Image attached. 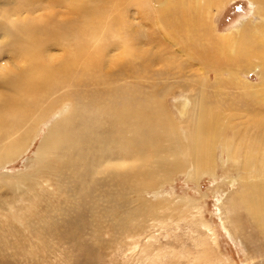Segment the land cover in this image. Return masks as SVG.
I'll return each mask as SVG.
<instances>
[{
	"label": "rangeland",
	"instance_id": "rangeland-1",
	"mask_svg": "<svg viewBox=\"0 0 264 264\" xmlns=\"http://www.w3.org/2000/svg\"><path fill=\"white\" fill-rule=\"evenodd\" d=\"M250 1L231 0L216 14L214 25L219 36L234 38L245 25L257 26L261 22L254 2ZM141 3L0 0V107L4 105L2 94L7 80L26 69L27 64L18 54L33 31L38 35L40 46L35 49L41 54V69L51 75L48 78L52 77L51 84L48 81L43 84L47 88L39 86L41 82L36 83L41 91L36 95L40 107L29 109V121H17L16 132L10 137L1 126L2 150L9 148L11 152L13 144L27 136L26 132H30L31 139L24 153L0 170V264H264V228L254 223L240 202L241 194H246L247 189L242 177L248 173L229 157L223 143L235 140L237 131L250 136L256 132L254 112L259 108L256 101L237 100L242 90L235 82L240 77L250 85L263 84V69L246 62L251 71L237 76L217 60L203 59L195 49L167 32L158 21L155 6L148 11V4L140 6ZM117 25L124 29L116 33ZM94 26L101 27L95 31ZM127 42L140 58L124 73L120 69ZM202 45L206 50L204 55L212 56L210 43ZM197 46L201 47V43ZM38 48L45 50L44 53ZM96 50H102L103 71H111L119 80V88H127L129 94L141 100L134 111H142L150 123L160 118L163 133L157 127V130L154 127L142 130V143H134L129 153L122 155L115 147L107 150L105 143L90 141L95 122L87 114L83 128L73 130L75 134L84 132V138L79 141L83 147L72 137L70 160L68 157L63 160L64 154L59 153L52 168L43 172L35 167L36 154L56 121L76 109L77 98L72 96L90 105L95 101L97 105L100 93L105 90V86L92 87L91 79L84 78L83 73L79 75L85 79L83 85L80 82L82 86L74 80V84L71 80L64 83L69 73L81 69L85 60L78 63L77 57L83 51L89 55ZM230 56L235 58V53ZM37 66V63L29 65L33 75L37 74L33 71ZM50 66L66 67L69 73L62 75L66 79L57 78ZM59 80L62 86L54 82ZM24 89L23 86L21 92L25 97ZM79 93L85 95L80 97ZM256 94L264 99V85ZM151 95L156 106H164L165 116L159 110L155 114L146 110ZM52 103L55 112L35 129L36 120ZM202 103L214 105L220 113L219 127L225 126L223 139L216 146L215 175L205 164L192 159H180L177 164L172 160L177 143L180 149L189 146L193 118L199 116ZM184 105L186 113L182 111ZM260 110L264 115V107ZM126 129L133 130L130 126ZM113 134L119 136L117 132ZM129 135L119 136L124 138V144H130L133 139ZM119 137H112L110 144H116ZM185 152H190L189 147ZM121 163L124 170H138L140 178L128 183L115 179Z\"/></svg>",
	"mask_w": 264,
	"mask_h": 264
},
{
	"label": "bare ground",
	"instance_id": "bare-ground-1",
	"mask_svg": "<svg viewBox=\"0 0 264 264\" xmlns=\"http://www.w3.org/2000/svg\"><path fill=\"white\" fill-rule=\"evenodd\" d=\"M136 1L140 3L142 2L140 6L142 4L143 5L148 4L147 6L148 11H150L155 6V8H157L158 10L157 11L158 21L168 30L167 32L171 36L174 35L175 38L179 42L181 40L185 46L195 49L203 59L204 57H206L208 58V60H210L211 58L214 60H217L219 64H222L225 67H230L228 70L231 72V74H234L237 76L242 75V72L251 71V67L249 66V64L246 63V62H249L250 64H256L257 68L263 69V76H264V0H252L255 4L256 15L260 17V19L259 18L258 19L261 22L257 26L245 25L244 29L239 34V36L236 35L234 38L228 37V36L227 37L219 36L217 34V30H216L217 28L214 25L216 14L219 11H221V9H223L224 6L231 0H164V1L163 0H136ZM79 9L83 10V7H80ZM82 13H84V11ZM119 25L116 26L117 30H115V32L121 30L122 26H119ZM100 27H96L95 31L98 30ZM123 29L124 28H122V30ZM113 34H114V31H113ZM124 38H126V34L124 35ZM8 40L9 42L11 41L10 38ZM198 42L201 43V47L197 46ZM204 42L210 43L211 45L210 54L212 56L204 55L206 51L205 49H202L203 47L202 44ZM23 45H25L26 47L23 50L21 49L20 54H18L19 56L18 58L22 62L27 64V66L25 65L26 69L20 72L17 75V77L13 78L12 76L11 78L7 80V84L5 85L6 90L4 94H2L4 96V101H2L4 102L3 103L4 105L0 107V130H1V126L3 125L4 129L8 131L6 133L7 137L12 136L16 132L15 125L17 121L19 122V121L28 120L27 118H29L30 116L29 109H31V107H34V109L35 108L38 109L40 107L37 104V103H40V101L36 103V98H37L36 95L40 93L41 91L39 88L36 87V83L41 82L42 84H38V85L45 87V85L43 84H46V81H48V84L52 81V77L48 78L50 74L48 75L44 73L43 70L41 69V64H42L41 54H39L35 49L39 45L37 32L33 31L31 38L29 40H24ZM41 49H44V48H42L41 46ZM41 49L39 51L41 53H44L45 50H41ZM81 50L82 48L79 50V52ZM122 52H123L124 58H122L123 65L121 66L120 70L121 72H123V69H124V73H125L127 70H130L128 66L132 65L133 61L136 58L139 59L140 57H139L138 52L134 53V51L132 50V47L128 44V42L126 43V47ZM233 52L235 53V56H234L235 58L230 56V54ZM84 53H85L84 51H83V54L82 52L79 53V55L80 54L82 55L81 57L79 56L77 57L78 63L81 62L82 59L85 60V61L83 60L84 62H83V65L81 66V69L78 71L79 73L78 72L74 74L72 73L73 74L72 75L71 73L66 71V67H61L62 65L60 67L58 66L56 67L50 66V67H52V69L56 72L57 78L58 77L61 78L63 74L64 75L65 74L67 75V73L70 74V75H67L69 77L64 76V77H67V80L66 81L64 80L65 82L61 80L62 83L69 82L70 80L72 82L74 80L77 85L82 86L83 85L82 81L84 80L83 82H85L84 78H86L87 80L91 79L92 87L94 86V87L102 88L103 86H105L104 88L105 90H103L100 93L99 99L96 96V98L98 99L97 105H95L96 104L95 101H93L95 104L90 105L88 103L89 104L88 105L87 103L80 101L82 99L78 101V97H74L72 96V94L69 95L70 97L72 96L73 98H77V99H74L75 102L77 103V105L75 106L76 109H74L71 112V114H69L63 120L58 121V122L56 121V123L50 128L47 137L45 138L44 142L42 143V145L40 146L36 154L35 167L38 168L39 170H43V172H46L45 171L46 169L50 170L52 168L53 162L59 158V153L64 154V157H62L63 160L66 157H68V160H70L69 155L71 154L72 156V152L70 151L73 149L72 147L73 143H71V138L75 137V139L77 140V144H78L80 143L79 141L83 139L85 136L83 134L84 132L80 133L79 131L78 134H75L73 130L75 129L77 131L78 128H81V129L83 128L82 122L83 120L86 121L87 114L88 116H91L92 117L91 120L93 119V121L95 122V124L93 123L94 125L91 124L93 126L92 130L88 128L91 132L90 141L94 142V140L96 139L95 142L97 141L99 143L101 142L105 143L106 147L108 148L107 150H113V148L115 147L117 149L116 151L121 152L122 155L123 153H126V152L129 153V148L132 147L134 143L138 145L142 143L140 142V139L143 136V134H141L142 130L143 131L147 130V128L149 127L151 128L157 127L161 131L162 123L160 121V118L158 117L155 119L152 118L154 119V122L150 123V121L148 122L147 120H145L146 119L145 114H144L145 116H142L143 115L142 111L139 113L137 111L135 112L134 108L136 106H139V104L141 103V100L137 97H134L132 94H129V92L127 91V88H124V89H121V87L119 88L117 85L119 84L118 83L119 80H117V78H115V76L111 74V71L110 73L107 69L106 70L108 72L103 71L104 63L101 57L102 50H96L94 54H90L89 52V55L87 54V51L85 54ZM16 56L17 55L15 54V57ZM220 57L223 58V62ZM36 63L38 64V66L34 67L33 71H35L37 74L33 75L29 71V65L31 64V66H33ZM105 67L107 68V66ZM237 70L239 71V73L236 72ZM101 72H104V73H101ZM82 73L85 76L83 79L79 77V75ZM21 75H23L22 78H20ZM236 80H238L236 82L234 81L235 83H237L236 86L240 88V90H242L240 94V98H237V100L256 101V106L259 108L254 112L256 113L254 117V125H255L254 129H256V132H254L253 136H250L249 133L247 132L240 134V131H237L235 134V137H236L235 140L233 138L230 142L228 143L223 142V143L225 144L224 148H226V150L228 149V152L230 155L229 157L233 158V160L239 163L241 168L245 170V172L248 173L247 175L242 177V180L244 181L243 186L244 187L246 186L247 189H246V194L244 192L241 194V200H240L241 206H243L246 209L247 213L252 217L254 223H256L259 228H264V115L262 113L263 111L260 110L261 108L264 107V99L256 94L257 91L259 90L261 91L263 89L264 79L262 77L263 84H260V85H250L249 83L241 80L240 77H236ZM54 82L55 84H57V83H60V80L59 82L57 81H54ZM54 82L52 83L54 84ZM80 82L82 83V85L80 84ZM232 83L233 81L231 82V84ZM20 84L23 85L25 88L24 89L25 97L23 96V93H22L23 91L21 92V89L23 86L21 87ZM26 85H28V88ZM60 85L62 86L61 83ZM85 85L87 84L85 83L84 86ZM50 86L51 85H49V89H50ZM96 89H99V88H96ZM84 93L86 94V92ZM97 93L98 91L96 92V94ZM18 94L22 96H19ZM84 95H82L81 93L80 97ZM47 96L49 97V95ZM18 97L19 99H17ZM86 97L84 98L87 99L88 97L87 98ZM154 99L155 98L152 96L147 100L148 109L146 110L147 111L149 110V112L154 113V114L157 113L159 110L162 116H165L164 106L163 107L156 106ZM64 103H65V100H64ZM53 105L46 108V110L44 109L45 111L41 113V116L35 122V127H34L35 129L39 125L40 121L45 120L49 116V114H51V112L54 111L55 105L54 106ZM182 111L184 112L186 111L185 105ZM219 118H220V113L214 105L209 104V103H202L201 112L199 116L193 118L194 128H193V132L189 139V146H186L185 148L180 149L179 143H177L178 137H175L177 138L176 143H177L178 148L177 150L173 152V155H172L173 156L172 160L174 164L179 163L180 159H192L197 164H205L208 171L210 172L214 171L213 173H211L212 175L216 174L215 173V169H216L215 152L217 149L216 146L218 142H220L221 139H223V134H224V129H225V126L222 123H221L222 129L219 127L220 125ZM91 120H89V123H91L90 122ZM256 121H257V126H256ZM6 123H9L8 127L5 126ZM127 126H130L133 129L132 132H129L128 129H126ZM99 128L102 130V132L100 131ZM83 130H85V128ZM114 132H117L119 136L130 134L129 137L133 139H131L130 144L129 143L124 144L125 141L124 143L122 141V139L124 138L123 137L120 138L119 136H116L117 134L116 135L113 134ZM161 133H163V130L161 131ZM26 134L27 136L24 139L23 137H21V140L19 142H15V144H13L14 148L11 149V152L9 148H7L6 150L0 149V170L3 169L5 166H7L9 163H11V161L14 158L19 157L24 153L25 149L29 146L28 142L31 139L30 132L28 133L26 132ZM168 134H172V132H168ZM112 137L113 139L114 137H119L121 140L118 138L119 141L116 144H110L111 142L109 141L112 140ZM147 141L145 139V142ZM20 143L22 144V146L19 145ZM87 143L88 142H85V144ZM80 146H82L81 143H80ZM101 147L103 148L104 146H101ZM187 147H189L190 152H185ZM2 153L4 154L3 156H2ZM78 154L80 155V153ZM139 155L140 153L137 156ZM124 168H125L124 163H121L119 164L118 171L116 172L119 174L116 175L115 179H119L121 183L124 181L128 183V181L130 182L131 179L133 180V179H137L138 177L140 178V172L138 170L136 172H130L129 170H124ZM134 174L136 176H134ZM63 176L65 175L63 174ZM25 220L28 221L27 219ZM5 248L7 249V247ZM8 255L10 254L8 253ZM205 262L207 261L205 260Z\"/></svg>",
	"mask_w": 264,
	"mask_h": 264
}]
</instances>
